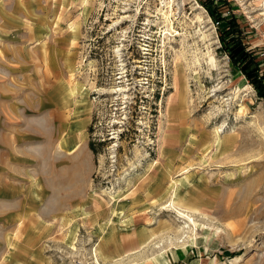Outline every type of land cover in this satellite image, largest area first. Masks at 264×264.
<instances>
[{"label":"rangeland","instance_id":"1","mask_svg":"<svg viewBox=\"0 0 264 264\" xmlns=\"http://www.w3.org/2000/svg\"><path fill=\"white\" fill-rule=\"evenodd\" d=\"M168 1L0 0V264H264V102ZM212 5L264 68V0Z\"/></svg>","mask_w":264,"mask_h":264},{"label":"trees","instance_id":"2","mask_svg":"<svg viewBox=\"0 0 264 264\" xmlns=\"http://www.w3.org/2000/svg\"><path fill=\"white\" fill-rule=\"evenodd\" d=\"M205 9L214 20H218L215 21L218 25L223 24L219 29V35L223 51L229 62L239 70L253 87L257 97L264 102V68L260 67L257 56L243 43L238 21L232 15L229 18H222L219 9L212 5V0L205 5Z\"/></svg>","mask_w":264,"mask_h":264},{"label":"bare ground","instance_id":"3","mask_svg":"<svg viewBox=\"0 0 264 264\" xmlns=\"http://www.w3.org/2000/svg\"><path fill=\"white\" fill-rule=\"evenodd\" d=\"M172 0L171 1H168L167 3H165V2H161L160 3V8H159V10H158V14H160V16H162V18H163V20L166 22V23H168V25L169 26H172V24H171V19H170V16H171V13H172ZM170 29V28H169ZM120 55H121V53H120ZM120 57V56H119ZM120 89V88H119ZM115 91V90H114ZM120 91V90H119ZM127 92V91H126ZM120 93H122V92H120ZM123 94V93H122ZM123 96V95H122ZM121 96V97H122ZM122 99V98H121ZM79 148V145L78 146H75L74 148H72L70 151H69V154H71V153H74L77 149ZM170 207H172V209L173 210H175L176 212H177V214L180 216V217H182V218H184V219H186V220H188V222H191V223H193V220L191 219V217L190 216H188L187 214H185L186 212H182L181 210H179L177 207H175V204H174V202H171L170 203ZM184 211V210H183ZM182 228V227H181ZM167 261H168V259H167Z\"/></svg>","mask_w":264,"mask_h":264}]
</instances>
